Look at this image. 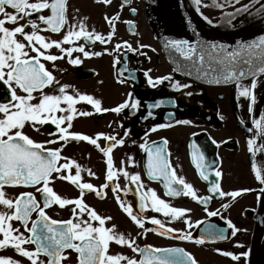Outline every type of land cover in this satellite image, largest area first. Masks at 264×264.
Instances as JSON below:
<instances>
[{
    "label": "flooded vegetation",
    "instance_id": "1",
    "mask_svg": "<svg viewBox=\"0 0 264 264\" xmlns=\"http://www.w3.org/2000/svg\"><path fill=\"white\" fill-rule=\"evenodd\" d=\"M152 1L154 5L157 4V0H151V5ZM215 3L220 7L214 6L213 0H200L199 5L193 0H177L182 30L178 41L194 44L198 51L210 55L213 44L217 48L223 45L225 51H238L242 45L264 36V11H260L264 0H215ZM246 4L250 5L248 11H236ZM7 11L12 10L9 8ZM43 14L49 15L50 10H43ZM65 17L67 22L60 32L45 31L43 29L46 26L41 24L38 34L44 36L46 42L62 41L69 26L75 24L78 29L82 21L86 31L99 34L106 42L81 37L70 44L61 45L65 49L83 45L85 51L93 53L88 57L79 51H73L69 57L54 45L47 50L41 49L47 55L62 57L55 61H46L41 57L40 62L58 82L46 86L43 91L56 94L58 86L68 85L66 91L70 95L78 92L99 100L101 108L108 111L96 112L86 101H78L74 105L79 111L89 112L90 115H75L72 126L67 128L68 132L90 138L103 133L115 136L123 140V143L113 147L110 153L116 171L111 181L106 180V157L100 150L110 142L103 137L97 140L100 148L88 141L71 137L67 141L57 140L55 144H45L46 148L61 149L59 163L67 160L75 162L69 170H61L62 174L75 175V165H79V182L90 183L95 190L85 189L81 196L78 185L58 178L57 173L52 174L49 187L62 199L80 198L100 216L111 217L105 221L104 226L111 228L115 225V231L134 240L133 246L139 249L134 253L127 245L110 241L107 252L109 255L119 254L139 261L146 248H179L195 264H251L256 227L259 229L258 252L264 251V151H260L264 148V134L253 123L264 121V72L239 81L241 87H248L254 97L249 111L250 100L238 96L236 82L195 81L179 72L168 61L165 48L152 29V10L148 13L146 0H109L108 3L103 0H65ZM32 19H36L35 14ZM20 23L26 21L21 20ZM5 26L11 28L14 25ZM27 31L31 32V28ZM109 33H112L111 38ZM17 38L22 40V37ZM173 49L176 48L173 46ZM27 50L29 55H35L30 49ZM213 55L217 54L212 52L211 56ZM69 59H79L80 62L71 64ZM157 78H160L158 84ZM149 80L152 81L151 84ZM253 80L254 88L251 87ZM16 91L18 95H24L18 88ZM33 96L38 97L39 92H34ZM10 99L9 86L0 81V103ZM125 101L129 103L120 112L111 111ZM132 101H136L137 107H131ZM37 102L38 99L32 101ZM61 107L67 106L62 103ZM160 125L165 127H159ZM61 126L67 127V122ZM22 131L39 143L56 139L58 135L55 125L50 122L37 125L36 129L31 123H26ZM250 139L254 142L253 151H249ZM141 145L145 147L141 148ZM155 147L163 148V154L172 170L192 186L198 197L208 198L205 202L193 200L190 196L165 195L163 178L152 179L147 175V150ZM197 150L205 158L207 179L200 176L194 163ZM129 157L133 161L131 164L128 163ZM253 164L256 165V171H253ZM122 166L130 174H139V183L144 185L143 191L151 188L158 198L171 207L190 211L185 212L183 218L171 219L153 211L148 201L145 211L140 212L136 186L130 177L126 179L119 172ZM217 171L220 172L219 177L215 175ZM257 174L261 179H257ZM214 183L220 191H235L238 195L221 197L218 193L209 192ZM113 184L119 185L116 194L112 191ZM102 185L107 186L101 188ZM3 191L6 198L13 200L21 192H31L43 207L41 194L34 187L5 185ZM97 192L100 193L99 196ZM117 196L120 201L131 206L134 214L144 217L143 228L132 221L121 208ZM73 208H76L75 204L61 207L53 202L45 209V213L53 220L75 219L72 216ZM0 210L8 211L2 205ZM76 211L79 213L78 208ZM208 212H216L217 215L209 216ZM80 215L82 219H87L86 213ZM36 218V212H32L30 220ZM151 218L161 220L165 228L173 231L167 235L160 234L159 226L153 225ZM185 220L192 226L189 227ZM9 223L13 228H19L25 237L30 235L19 221ZM91 223L98 225L97 221ZM229 223L231 228L228 227ZM210 225H214L217 231L223 229L225 238L211 239ZM28 227H31L30 222ZM185 233H190L191 239L176 238ZM204 237H208L204 242H196ZM0 239H3L2 234ZM21 247L34 251L36 245L25 243ZM224 252L237 258L225 256L222 254ZM63 255L65 258L61 264H79V254L76 251L65 249ZM0 258H8L19 264H31L11 244L0 247ZM39 259L47 264V256L40 255ZM121 264L126 262L121 261Z\"/></svg>",
    "mask_w": 264,
    "mask_h": 264
},
{
    "label": "snow or ice",
    "instance_id": "2",
    "mask_svg": "<svg viewBox=\"0 0 264 264\" xmlns=\"http://www.w3.org/2000/svg\"><path fill=\"white\" fill-rule=\"evenodd\" d=\"M103 2L108 3L109 0H103ZM193 2L197 5L200 4V0H193ZM213 5L220 7V5L215 3V0H213ZM249 7L250 5L246 4L236 11H248ZM9 8L12 11H7ZM46 9L50 10L49 15L43 14V10ZM260 11H264V5H261ZM33 14L36 15V19H32ZM205 19L207 18L205 17ZM21 20L26 21V23H20ZM66 22L65 0H0V81L9 86L11 97L10 101L0 103V205L8 210H0V234L3 235V239H0V247L11 244L31 264H45V261L39 259L40 255L48 257L47 264H61L62 259L65 258L63 255L65 249H72L79 254V264H121V261L126 262V264H154V262L155 264H195V261L179 248H146L142 253V259L139 261L119 254H107L110 241H115V243L120 245H127L134 253L139 251V249L133 246L134 240L127 239L124 235L117 233L115 225L111 228L104 226L105 221L110 220L111 217L100 216L84 204L80 198L75 200L62 199L49 187L50 180L53 178L52 174L57 173L58 178L78 185L81 196L85 189L95 190L92 184L79 182L81 172L79 165H75V175L62 174L61 170H69L75 162L67 160L65 163H59L61 160V149L46 148L45 144H55L57 140L67 141L71 137L76 140L88 141L100 148L97 140L103 137L105 141L110 142L100 150L106 157V180L111 181L116 175V171L113 168L110 153L113 147L123 143V140L103 133L96 134V138H90L87 135L68 132L67 128L72 126L75 115H90L89 112L79 111L74 105L78 101H86L92 105L96 112L108 111L101 108L99 100L78 92L75 95H70L66 91L68 85L58 86L56 94H47L43 91L46 86L54 85L58 82L46 70L44 64L40 62L41 57L46 61H55L62 57L47 55L41 49L47 50L54 45L61 53H67L69 57L73 51L82 52L85 57H88L93 55V53L85 51L83 45L67 49L61 45L62 43L70 44L73 40H78L81 37L85 40L95 39L100 40L101 43L106 42L99 34L86 31L82 21L79 23L78 29L77 25H70L69 30L63 35L62 41L53 40L46 42V38L38 34L41 30V24L46 26L43 30L56 33L60 32ZM6 24L14 26L9 28L5 26ZM29 27L31 32L27 31ZM111 35L112 33H109V38H111ZM17 37H22V40ZM171 43L185 58L192 57L193 53L197 51L194 45L190 47V50H186L189 47L187 41L173 40ZM36 45H39V47H36ZM27 49H30L35 55H29ZM212 52L217 54V62L222 66L221 76L223 81L236 82L238 96L249 98V111H251V101L254 100V97L251 96L248 87H241L239 81L247 75H254L253 67H255L256 72H264V37H261L258 41L242 45L239 51H225L223 45L217 48L213 44L209 54L211 55ZM242 53L247 56V59L242 60ZM94 55L98 56L100 53H94ZM201 60H203V56H201ZM256 61H259V63L257 64ZM79 62V59H69L71 64H78ZM239 63L247 64L249 66L248 71L238 68L237 65ZM216 82H220L219 79ZM149 83L151 84L152 81L149 80ZM156 83H160V78H157ZM173 87H177V85H173ZM251 87H255L254 80ZM17 88L24 95H18ZM34 92H39V96L34 97ZM34 99H38V102L32 103ZM62 103L67 107H61ZM128 103V101H125L116 108L111 109V111L118 113ZM131 107H137L136 101L131 102ZM57 113L61 114L56 115ZM49 122L55 125L58 135H52H56V139L39 143L22 131L26 123H31L33 128L36 129L37 125H44ZM65 122H67V127H62L61 125L65 124ZM253 123L260 130V133L264 134V121H254ZM159 127H165V125H160ZM253 143L251 139L248 141L249 151H253ZM144 147V145H141V148ZM147 151V175L152 179L163 178L164 188L166 189L165 195L169 197L190 196L193 200H198L201 203L208 199L206 197H198L192 186L185 182L183 177L176 175L164 156L162 147H155ZM260 151H264V148L260 149ZM204 160L203 154L197 150L194 154V163L199 170L200 176L207 179ZM128 163H133L131 157H129ZM253 171H256L255 164H253ZM119 172L126 179L130 177L131 182L136 186V194L140 200L138 204L140 212L145 211L148 201H150L153 211L162 213L166 217H171V219L183 218L185 212L190 211L171 207L164 200L158 198L151 188L143 191L144 185L139 183V174H130L124 170L123 166L119 169ZM215 175L219 177L220 172H215ZM257 179H261L259 174H257ZM5 185L34 187L35 191L41 194L43 207L40 206V203L31 192H21L14 200L6 198L3 191V186ZM106 186L102 185L101 188ZM118 189L119 185L113 184L112 191L114 194L117 193ZM125 189H127V184ZM209 192L218 193L221 197L226 195L236 197L238 195L235 191L231 193L220 191L215 183L209 188ZM97 195L99 196L100 193L97 192ZM116 198L131 220L143 228L144 217L138 213L134 214L131 206L120 201L119 196ZM53 202L61 207L75 204L76 208L72 210V216L75 219L70 218L63 221L50 219L45 213V209L50 207ZM77 208L79 213L76 211ZM32 212H36L37 218L35 220H30ZM83 213H86L87 219L81 218L80 214ZM208 215L215 216L217 213L208 212ZM13 220L19 221L20 225L30 235L25 237L19 231V228H13L12 224L9 223ZM92 221H97L98 225L94 226L91 223ZM29 222L31 223L30 228L28 227ZM150 222L159 226L160 234L167 235L173 231L165 228L164 223L159 219L151 218ZM185 223L188 224V221L185 220ZM188 226L191 227L192 225L188 224ZM228 227H232L230 223ZM209 237L211 239H224L223 229L217 231L214 225H210ZM176 238L191 239V235L190 233H185ZM207 238L204 237L196 242L202 243ZM74 241H79L80 243H74ZM25 243H34L36 245L35 250L29 251L21 247ZM153 253H165L166 255L157 256ZM222 254L232 256L228 252ZM232 258L236 259L237 257L232 256ZM0 264H19V262L8 258H0Z\"/></svg>",
    "mask_w": 264,
    "mask_h": 264
},
{
    "label": "water",
    "instance_id": "3",
    "mask_svg": "<svg viewBox=\"0 0 264 264\" xmlns=\"http://www.w3.org/2000/svg\"><path fill=\"white\" fill-rule=\"evenodd\" d=\"M148 13L152 10V29L154 30L158 41L165 48L168 61L176 67L178 71L186 76L199 81L207 83H226L223 81L221 72L222 66L217 62L216 55H207L198 51L193 53L192 57L185 58L176 49L172 50V41L180 39L181 30V18L177 9V0H157V4L154 5L151 0H146ZM189 47L186 50H190V47L194 44L189 43ZM203 56V60H201ZM243 59H247V56H243ZM255 59V58H254ZM258 64L259 61H256ZM238 68H242L244 71H248L249 66L247 64L239 63ZM253 73L256 72L255 67L252 69ZM252 75H247L241 80L248 78ZM219 79L220 82H216ZM235 82V81H230ZM259 242V229L256 227L253 238V252L251 258V264H260L259 256L262 253L258 252Z\"/></svg>",
    "mask_w": 264,
    "mask_h": 264
},
{
    "label": "bare ground",
    "instance_id": "4",
    "mask_svg": "<svg viewBox=\"0 0 264 264\" xmlns=\"http://www.w3.org/2000/svg\"><path fill=\"white\" fill-rule=\"evenodd\" d=\"M245 56V54H241V57ZM259 263L264 264V251L259 256Z\"/></svg>",
    "mask_w": 264,
    "mask_h": 264
}]
</instances>
